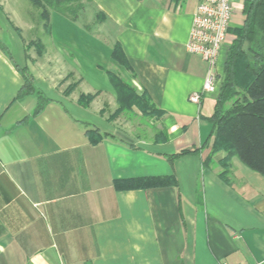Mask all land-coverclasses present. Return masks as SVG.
Wrapping results in <instances>:
<instances>
[{
    "label": "crops",
    "instance_id": "obj_1",
    "mask_svg": "<svg viewBox=\"0 0 264 264\" xmlns=\"http://www.w3.org/2000/svg\"><path fill=\"white\" fill-rule=\"evenodd\" d=\"M89 1L91 24L51 11L44 34L38 12L28 23V6L0 0L9 52L0 48V264H264V176L235 157L225 170V153L210 154L222 81L189 99L207 70L186 48L198 0ZM232 1L234 27L243 1ZM232 39L218 53L219 80ZM114 44L129 67L112 58ZM20 68L45 98L37 113L35 94L18 97ZM108 72L148 96L155 111L145 130L105 111L117 104ZM80 94L95 96L83 107ZM186 147L198 154L168 160ZM149 176L173 182L114 185Z\"/></svg>",
    "mask_w": 264,
    "mask_h": 264
},
{
    "label": "trees",
    "instance_id": "obj_2",
    "mask_svg": "<svg viewBox=\"0 0 264 264\" xmlns=\"http://www.w3.org/2000/svg\"><path fill=\"white\" fill-rule=\"evenodd\" d=\"M37 8L38 17L43 27L49 32V15L56 11L71 21L80 22L85 6L89 0H28ZM242 24L229 30L233 34L223 65L224 76L214 111L208 118L212 125L211 155L218 151L225 153L221 159L223 167L228 169L231 159L237 158L249 169L264 176V0H242ZM41 53L42 43L37 42ZM0 48L6 46L0 42ZM112 58L129 67L120 45L114 44ZM24 79L18 97L35 94L38 104L33 113L39 112L44 104V96L34 87L33 78L26 68H20ZM111 84L117 92L119 109L145 102L152 112L155 111L148 96L139 94L125 79L108 72ZM76 83L68 84L64 93L68 96ZM95 94H80L77 102L87 107ZM141 107V106H140ZM143 109V107L141 108ZM144 110V109H143ZM198 149L183 148L169 154L168 160L187 154H198ZM208 156L209 160L211 157ZM222 172V175L225 173ZM173 178L168 176H149L117 180L115 188H145L171 184Z\"/></svg>",
    "mask_w": 264,
    "mask_h": 264
},
{
    "label": "built area",
    "instance_id": "obj_3",
    "mask_svg": "<svg viewBox=\"0 0 264 264\" xmlns=\"http://www.w3.org/2000/svg\"><path fill=\"white\" fill-rule=\"evenodd\" d=\"M234 13L232 0H198L193 12L189 37L186 41L188 52L200 56L207 65L202 88L191 93L189 99L199 102L203 94L216 90L219 80L215 72L218 53L232 27ZM215 264H227L217 261Z\"/></svg>",
    "mask_w": 264,
    "mask_h": 264
},
{
    "label": "rangeland",
    "instance_id": "obj_4",
    "mask_svg": "<svg viewBox=\"0 0 264 264\" xmlns=\"http://www.w3.org/2000/svg\"><path fill=\"white\" fill-rule=\"evenodd\" d=\"M20 1L23 4H25L26 6L29 7V10H27L28 12L26 10H23V9H25L24 6H21L20 8L22 9V11L25 14L26 18L29 20L28 23H30L32 18L34 16L35 17L37 16V12H38L37 8L34 7L28 0H20ZM90 6L91 5H89V4L87 6H85L86 8H85L82 16H80V19H78L80 22L88 23V24L90 23L91 24V22H92L91 14L94 11H93V9ZM42 24L43 23L41 22V25ZM241 24H242V22H239V24L237 26H240ZM42 27H43V25H42ZM33 28H34V26H33ZM43 32H44V34H47V30H45L44 27H43ZM28 33L29 34L24 33V35H23L26 38V40L28 41L27 45L29 47L30 46L31 47L32 46L35 47V45L38 47V44H37L38 40H35V39L31 40L33 38L30 35L31 32H28ZM229 34H232L230 30H229ZM229 34H228V37H229ZM46 38H47L46 35L42 36V39H46ZM32 43H34L35 45L32 44ZM73 91L74 90H72V92ZM110 106H112V108L109 107V106L108 107L106 106V108H105L106 110L105 111L108 113V115H110V117H112V121H115V123H119V124L125 126L126 128H128L129 130H131V131H133L135 133L139 132L140 130L141 131L145 130V129H141L143 126L140 127L141 124H144V122H142V121L147 122V120H149L152 117V115H153V112H152L151 108H149L150 106H148L145 102L140 103L139 106H138V104H134L133 106L124 107V108H120V109H119V103L118 102H117L116 106H114V108H113V105H110ZM68 107L70 108L69 104H68ZM142 107H143L144 110L141 109ZM132 108L135 109L134 111L136 112V116L132 115V113H133L132 112V110H133ZM128 119H130V120H128Z\"/></svg>",
    "mask_w": 264,
    "mask_h": 264
}]
</instances>
